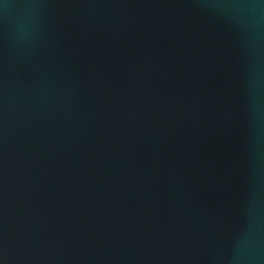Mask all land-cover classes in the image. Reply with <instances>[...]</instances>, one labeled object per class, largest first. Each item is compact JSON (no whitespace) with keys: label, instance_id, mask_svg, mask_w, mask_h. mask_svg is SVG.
<instances>
[{"label":"water","instance_id":"water-1","mask_svg":"<svg viewBox=\"0 0 264 264\" xmlns=\"http://www.w3.org/2000/svg\"><path fill=\"white\" fill-rule=\"evenodd\" d=\"M0 264H264V0H0Z\"/></svg>","mask_w":264,"mask_h":264}]
</instances>
